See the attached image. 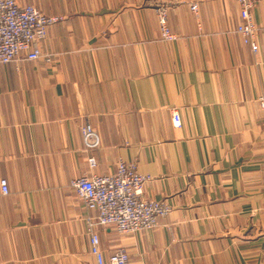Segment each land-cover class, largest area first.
Returning <instances> with one entry per match:
<instances>
[{
	"label": "crops",
	"instance_id": "0c3cea01",
	"mask_svg": "<svg viewBox=\"0 0 264 264\" xmlns=\"http://www.w3.org/2000/svg\"><path fill=\"white\" fill-rule=\"evenodd\" d=\"M17 1L64 19L43 41L50 61L0 64V264H97L91 231L107 260L123 247L132 264H264V0L256 53L236 0ZM89 154L93 173L135 161L152 176L145 196L172 211L152 230L91 226L98 212L69 184Z\"/></svg>",
	"mask_w": 264,
	"mask_h": 264
},
{
	"label": "built area",
	"instance_id": "2783aa9c",
	"mask_svg": "<svg viewBox=\"0 0 264 264\" xmlns=\"http://www.w3.org/2000/svg\"><path fill=\"white\" fill-rule=\"evenodd\" d=\"M260 0H236L239 6V23L236 32L253 52L260 49L259 26L253 11ZM173 4V3H172ZM159 4L155 8L161 38L165 41L178 39L168 25L169 11L175 3ZM191 10L196 13L198 4L193 3ZM62 16L47 15L34 5H22L17 0H0V64L18 61L20 58L51 60L52 55L42 49L48 29L63 20ZM259 105L264 108V93L258 97ZM173 124L180 127L181 116L173 111ZM85 143L84 150L90 153L100 147L95 127L87 120L82 126ZM97 167L94 155H88V171L70 180V186L82 199L87 209L98 212L90 225L113 227L119 233H135L152 230L159 225V219L172 211L167 199H152L145 196L146 184L152 176L139 171L135 161L129 163L120 159L116 169L110 174L93 173ZM6 178H0V194H8ZM92 250L97 254V264H132L128 251L121 247L109 259L98 251L97 236L90 232Z\"/></svg>",
	"mask_w": 264,
	"mask_h": 264
},
{
	"label": "rangeland",
	"instance_id": "374dc122",
	"mask_svg": "<svg viewBox=\"0 0 264 264\" xmlns=\"http://www.w3.org/2000/svg\"><path fill=\"white\" fill-rule=\"evenodd\" d=\"M164 4H165V3H164ZM27 5H28V4H27ZM30 5H31V4H30ZM157 6H158V5H157ZM157 6H156V7H157ZM156 7H155V8H156ZM155 13H156V12H155ZM56 24H57V23H56ZM158 24H159V23H158ZM54 25H55V24H54ZM52 26H53V25H52ZM236 29H237V28H236ZM235 31H236V30H235ZM236 33H237V32H236ZM160 37H161V32H160ZM161 39H162V38H161ZM162 40H163V39H162ZM164 41H165V40H164Z\"/></svg>",
	"mask_w": 264,
	"mask_h": 264
}]
</instances>
